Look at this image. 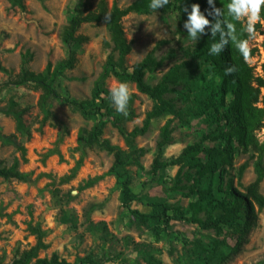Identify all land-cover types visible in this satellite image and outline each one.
Returning <instances> with one entry per match:
<instances>
[{
  "label": "rangeland",
  "instance_id": "374dc122",
  "mask_svg": "<svg viewBox=\"0 0 264 264\" xmlns=\"http://www.w3.org/2000/svg\"><path fill=\"white\" fill-rule=\"evenodd\" d=\"M76 1L23 0L26 9L20 12L11 9L7 0H0L2 66L14 76L20 71L21 55L27 52L32 54L29 69L35 73L42 72L47 63L54 65L66 59L68 50L61 42L60 33L68 11ZM134 1L107 0V3L108 6L115 3L125 8ZM178 5V0H170L156 11L130 13L122 19L125 37L132 42L131 53L124 64L128 71L147 54L162 60L156 72L145 75L146 83L152 86L176 65L186 62L194 68L189 82L183 81V86L164 97V100L171 101L181 117L169 113L153 117L146 133L135 140V147L143 148L144 155L138 166L128 167L131 189L138 199L130 204V209L140 213H151L154 208L150 205L156 202L179 206L186 211L194 199L186 192L172 190V181L180 165L161 170L157 184L150 174L164 127L171 130V140L162 152V160L177 158L186 147L197 142L206 129L199 104L208 95L207 83L214 79L206 74L200 63L196 41L180 23ZM255 27L259 35L252 41V48L257 51L250 66L256 73H261L264 62L261 44L264 40L259 36H264V23H257ZM79 34L87 41L77 50L74 67L66 70L54 87L61 97L75 102H91L90 108H95L99 101L93 100V89L112 46L104 24L82 25ZM7 80L8 76L0 72V110L5 109L9 101L21 108L29 107L24 120L32 132L24 143V160L13 146L0 143V161L9 167L17 159L18 170L31 174V179L28 182L0 179V213L10 215V220L0 217V261L10 262L35 245L34 236L27 231V224L32 222L46 231L48 248L39 252V258H49L57 253L68 262H74L76 258L91 254L99 264H205L206 255L202 249L195 248V243L206 248L213 239L221 237L212 230H203L188 222H176L168 228L157 220L140 223L122 207L120 186L115 176L108 173L113 163L110 154L97 147L85 148L82 162L75 168L81 155L76 142L79 130L91 128L94 118L86 119L67 104L52 101L48 107L51 114L42 131L38 132L36 129L44 116L37 107L40 91L31 85L5 86ZM120 83H127L134 96L135 118L123 124L127 131L142 127L152 111L164 106L139 93L133 83L120 82L111 75L104 79L103 87L110 91ZM261 93L264 94V89ZM110 107L115 110L113 103ZM13 131V120L0 113V133L8 135ZM256 136L264 141V121ZM102 137L122 150H128L109 122L103 127ZM58 139L61 159L57 155L44 159ZM246 162L247 167L239 177L238 170ZM231 174L234 186L239 190L254 180L249 153H236ZM90 180L95 182L86 187L85 183ZM259 190L264 194V180ZM224 264H264V211L258 213L257 225L242 250Z\"/></svg>",
  "mask_w": 264,
  "mask_h": 264
},
{
  "label": "trees",
  "instance_id": "16d2710c",
  "mask_svg": "<svg viewBox=\"0 0 264 264\" xmlns=\"http://www.w3.org/2000/svg\"><path fill=\"white\" fill-rule=\"evenodd\" d=\"M7 1L11 9L25 12L23 0ZM178 2L177 10L182 26L187 21L193 4H198L206 18L215 24L213 17L208 15L211 9L207 0H178ZM150 3L151 0H135L129 6L120 8L115 3L108 6L107 0H77L68 11L66 24L60 33L61 42L68 50L66 59L54 65L47 63L42 72L35 73L29 69L32 54L27 52L21 55L18 74L13 76L1 63L0 72L8 76L5 86L31 85L40 91L37 107L44 116L36 129L38 132L42 131L51 114L48 107L52 101L67 104L72 111L78 112L86 119L94 118L95 123L91 128L79 130L76 142L77 150L81 152V155L75 168L81 164L85 148L97 147L110 154L113 157V163L108 173L115 176L120 186L123 208L129 210L142 224L157 220L168 228L176 222H188L200 229L214 231L221 239H213L206 248L195 243V248L202 249L205 253V264H224L242 250L247 243L248 235L257 225L258 213L264 211V194H261L259 190L264 180V141H260L256 136V132L262 129L264 121V94L261 93L264 89V62L261 64V73H256L254 67L245 63L231 40L222 52L210 54L211 46L220 41L219 32L212 36L210 29L206 27L205 35L200 36V33H197V36H200L199 40H196V47L200 50V63L206 74L214 79L207 83L205 89L208 95L199 104L200 116L204 118L206 129L200 139L186 147L177 158L162 160V152L171 140V130L164 127L161 140L157 142L158 156L153 160L150 171L153 182L157 184L161 170L180 165L172 181V190L186 192L194 199L189 202L186 211L179 206L162 202L152 203L150 206L154 210L151 213H140L136 209H130V204L138 199L131 189L128 167L138 166L140 158L144 155L143 148L135 147V140L146 133L151 118L163 113L181 117V113L174 109L171 101L164 100V97L175 92L177 87L183 86V81L189 82L194 72L192 65L185 62L171 68L156 85L152 86L146 83L145 75L156 72L161 67L162 60L147 54L141 61L133 64L130 71L125 68V59L131 53L132 42L125 37L122 19L130 13L144 14L158 10L151 9ZM214 3L215 7L221 9L223 13L220 19L235 25L237 39H249L242 22L234 20L228 14L227 5L231 3V0H214ZM184 8H187L188 12H185ZM260 15L264 18V8ZM105 16L110 17L107 23ZM85 24H104L109 34V44L112 46L93 89V100L99 101V105L95 108H90L91 102H75L61 97L54 87L57 79L66 70L74 67L77 50L87 41L85 36L79 34L80 28ZM223 27L222 23L221 29ZM261 47L264 51V41ZM256 51L252 48V56ZM228 67H235L236 71L226 75L225 70ZM110 75L120 82L133 83L139 93L163 103L164 106L152 111L142 127L127 131L123 124L135 118L132 104L134 96L131 95L128 102L127 115L117 112L116 109L113 110L110 107L113 103L110 91L103 87L104 79ZM9 102V105L0 110V113L13 120L14 131L8 135L0 133V143L3 146H13L24 160L26 153L24 143L30 139L32 132L30 125L24 120L29 107L21 108L16 103ZM106 122L117 130L127 151L102 137ZM59 142L60 139L57 140L55 147L43 156L44 159L52 155H57L61 159L57 149ZM237 152L249 153L255 175L254 180L242 190L234 186V177L231 174ZM247 164L246 162L240 166L239 177ZM184 167L185 170H183ZM0 179L28 182L31 174L18 170L17 159L9 167L4 166L0 161ZM94 182L95 180L87 181L85 186L89 187ZM0 217L10 220V215L7 214L0 213ZM27 231L34 236L35 245L15 256L10 262L0 261V264H99L97 258L91 254L76 258L74 262H68L57 253H53L49 258H39L37 257L39 252L48 248L45 242L46 231L38 223L32 222L27 224Z\"/></svg>",
  "mask_w": 264,
  "mask_h": 264
},
{
  "label": "clouds",
  "instance_id": "9594fccd",
  "mask_svg": "<svg viewBox=\"0 0 264 264\" xmlns=\"http://www.w3.org/2000/svg\"><path fill=\"white\" fill-rule=\"evenodd\" d=\"M169 3V0H151L149 7L153 10L163 8ZM210 7L208 12L209 16H212L215 20V24L210 22L209 19L201 12L198 4L191 6V12L188 14L187 21L184 23V28L187 30L188 35L192 40H199L200 36L205 35V28H209L211 35L215 36L218 32L220 34L219 43H214L211 46L210 54H219L222 52L229 40L235 43V47L242 55L245 63L251 64L255 58L252 56V41L259 35L256 32V24L264 23V18L260 13L264 8V0H231V3L227 5L228 14L236 21L244 23V31L247 32L249 39L238 40L235 36V25L230 22H223L220 17L223 15L221 9L215 7L214 0H207ZM185 12H188L187 8H184ZM110 17L105 16V22L107 23ZM223 23V29L221 24ZM227 29V30H225ZM200 33V36H197ZM261 40H264V36H259ZM236 71L235 67H228L225 70L226 75H231ZM131 90L127 83H120L118 86H114L110 89V98L117 112L127 115L128 102L131 99Z\"/></svg>",
  "mask_w": 264,
  "mask_h": 264
}]
</instances>
